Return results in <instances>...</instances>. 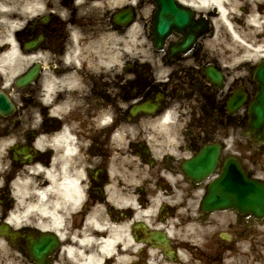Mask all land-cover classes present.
<instances>
[{"label":"flooded vegetation","instance_id":"obj_1","mask_svg":"<svg viewBox=\"0 0 264 264\" xmlns=\"http://www.w3.org/2000/svg\"><path fill=\"white\" fill-rule=\"evenodd\" d=\"M45 5L14 33L30 61L0 71V86L17 105L14 116H0V143L12 162L6 182L29 155L35 164L55 155L69 160L83 199L68 214L67 231L79 234L92 214L103 213L129 240L121 264H264V217L202 205L229 157L250 178L261 177L264 143L249 139L247 146L248 107L239 103L257 92L253 64L231 61L209 33L176 50L183 35L172 32L158 46L150 19L133 36L132 26L117 24L93 0ZM9 47L0 43V52ZM29 66L35 78L17 87L15 76ZM214 69L221 83L213 81ZM207 146L219 147L214 173L188 176L185 162Z\"/></svg>","mask_w":264,"mask_h":264},{"label":"bare ground","instance_id":"obj_2","mask_svg":"<svg viewBox=\"0 0 264 264\" xmlns=\"http://www.w3.org/2000/svg\"><path fill=\"white\" fill-rule=\"evenodd\" d=\"M52 0H0V6L4 12V23L10 30L18 28V19L23 15L39 11L44 2ZM109 1L116 7L124 4L125 0H103ZM194 8L203 10L214 16L215 23L225 26L228 30L239 39L246 41V38L239 31L234 21L239 14L235 11L238 4L235 0H180ZM251 6L248 17V27L254 28L259 32L261 29L260 19L264 18V0H244ZM12 4L11 8L8 4ZM132 3V2H131ZM257 4L258 7L253 5ZM19 6V8H18ZM15 18V19H13ZM247 22V21H246ZM245 26V28H247ZM136 26L131 28V33ZM261 31V30H260ZM253 34L255 32H252ZM251 34V33H250ZM258 35V34H257ZM260 35H264L262 30ZM10 43L9 50L0 54V69L7 71L9 66H16L23 61H30V57L23 55L14 40L13 34L0 37V43ZM248 48L245 47L247 56L253 55L264 56V37L260 38L256 45L249 42ZM38 141V145L43 147V141ZM67 154L64 153V156ZM2 158V157H1ZM3 160H6L5 157ZM1 166V164H0ZM19 181L15 182V195L18 199L15 210L16 215L12 217L15 223L29 221L31 213L36 212V226L39 229L54 230L59 232L65 241L64 258L57 264H121L129 259V240L123 236V226L116 224L113 220L101 214H92L89 219L90 228H85L79 232L78 240H71L67 233V213L72 207L82 202L83 194L79 183L78 172L71 174L69 160L54 156L50 164L38 162L29 165L20 174ZM149 209L146 212L149 213ZM142 213V211H139ZM262 238L264 239V226L261 229ZM106 237L101 243L98 240ZM122 242V243H121ZM116 254V258L110 257ZM264 256V253H261ZM114 260V262H111ZM1 264V262H0Z\"/></svg>","mask_w":264,"mask_h":264},{"label":"water","instance_id":"obj_3","mask_svg":"<svg viewBox=\"0 0 264 264\" xmlns=\"http://www.w3.org/2000/svg\"><path fill=\"white\" fill-rule=\"evenodd\" d=\"M158 4V8L162 6V9H158L155 13L154 30L158 37L167 34L170 29H179L182 31L189 30L192 25L191 17L192 11L187 7H181L176 0H155ZM130 18L131 14L128 13L126 18ZM193 40V36L189 34L183 43V45L189 44ZM258 79H260L261 92L258 97L260 105L254 106V118L252 119L254 130L257 135L264 137V63L257 68L255 72ZM224 176L215 184V188L223 190V196L226 200H232L239 196L240 190L238 185L239 174L243 175L242 170L239 168L235 161H230L226 168ZM246 181V194L250 193L251 185L258 191L264 190V184H254L247 178H243ZM259 197V196H257Z\"/></svg>","mask_w":264,"mask_h":264},{"label":"rangeland","instance_id":"obj_4","mask_svg":"<svg viewBox=\"0 0 264 264\" xmlns=\"http://www.w3.org/2000/svg\"><path fill=\"white\" fill-rule=\"evenodd\" d=\"M235 1L238 2L237 6H236L235 8L237 9V12H238L239 14H243V9H242V7H245V8H247V9H249L250 6H251L249 3H244V0H235ZM152 3H153V2L150 1L149 5H148V7H147V11L143 12V15L145 14V16H147V15H150V14H151V12H152V10H153V4H152ZM10 6H13V5L10 4ZM3 27H4V26H3ZM3 29L6 30L7 28L4 27ZM248 31L252 32L251 30H248Z\"/></svg>","mask_w":264,"mask_h":264}]
</instances>
